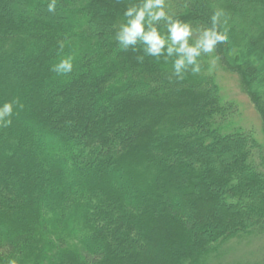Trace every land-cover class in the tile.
<instances>
[{"label": "trees", "instance_id": "trees-1", "mask_svg": "<svg viewBox=\"0 0 264 264\" xmlns=\"http://www.w3.org/2000/svg\"><path fill=\"white\" fill-rule=\"evenodd\" d=\"M134 2L0 0V106L14 102L0 121V264H264L227 256L264 239V156L228 128L235 104L211 66L238 76L264 137V0H166L190 44L217 13L227 37L182 79L174 57L121 49ZM66 56L73 71L57 75Z\"/></svg>", "mask_w": 264, "mask_h": 264}, {"label": "clouds", "instance_id": "clouds-1", "mask_svg": "<svg viewBox=\"0 0 264 264\" xmlns=\"http://www.w3.org/2000/svg\"><path fill=\"white\" fill-rule=\"evenodd\" d=\"M55 5L56 0H53L49 9H54ZM165 8L166 0H136L126 7L116 33L121 49H134L137 44H141L147 55L158 58L164 56L166 61L169 57H174L171 61L172 69L181 79L185 73H199L201 65L198 58L202 53L213 52L217 45L223 44L227 39L226 34L218 31L219 13L213 16L212 27L204 29L199 38L190 44L189 38L194 30L187 23L173 20ZM162 19L167 21L166 32L155 23ZM73 60L72 56L61 58L53 65L52 71L61 76L70 74L74 67ZM13 104L14 102H4L0 106V121L12 114ZM8 264H18V260L11 259Z\"/></svg>", "mask_w": 264, "mask_h": 264}, {"label": "rangeland", "instance_id": "rangeland-1", "mask_svg": "<svg viewBox=\"0 0 264 264\" xmlns=\"http://www.w3.org/2000/svg\"><path fill=\"white\" fill-rule=\"evenodd\" d=\"M213 61V60H211ZM212 70L214 71V79L219 88L220 98L225 101H230L235 104V114L231 117L228 124V128L239 127L250 130L258 142L261 144L264 156V137L262 132L261 119L256 111L252 101L245 91L242 90L238 76L229 71L220 69L216 64L211 62ZM149 98V97H148ZM178 109L175 104L172 109ZM172 109H170L172 111ZM264 239L256 240V238L250 240H242L233 250L227 252V256L230 254L243 257V255L264 254ZM147 249L151 248V244L148 243ZM260 250H263L261 253ZM163 254V252H160ZM226 256V254H225ZM234 258V257H233Z\"/></svg>", "mask_w": 264, "mask_h": 264}]
</instances>
